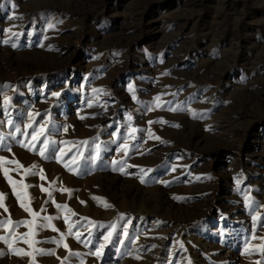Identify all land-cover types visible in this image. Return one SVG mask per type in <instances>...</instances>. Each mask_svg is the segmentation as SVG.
Returning <instances> with one entry per match:
<instances>
[{
    "label": "rangeland",
    "instance_id": "rangeland-1",
    "mask_svg": "<svg viewBox=\"0 0 264 264\" xmlns=\"http://www.w3.org/2000/svg\"><path fill=\"white\" fill-rule=\"evenodd\" d=\"M0 86V264H264V0H0Z\"/></svg>",
    "mask_w": 264,
    "mask_h": 264
},
{
    "label": "snow or ice",
    "instance_id": "snow-or-ice-1",
    "mask_svg": "<svg viewBox=\"0 0 264 264\" xmlns=\"http://www.w3.org/2000/svg\"><path fill=\"white\" fill-rule=\"evenodd\" d=\"M49 27H50V28H51V27H54V25H51V24H50ZM0 87H3V86H0ZM94 91H95V90H94ZM53 95H58V94H55V93H54ZM156 99L159 100V97H157ZM172 110H176V109H172ZM29 115H30V117H31V114H29ZM161 122H164V121H161ZM173 126H174V127H179V125H173ZM66 130H67V129H65V131H66ZM16 131L19 132L20 129L17 128ZM135 131H136V130L133 129V132H135ZM42 132H43V129H41V133H42ZM149 135L152 136L153 134H152V133H149ZM155 138H156V139H160L159 137H155ZM36 139H37V135H36L35 133H33V135H32V140L35 141ZM20 143H21V146H22V147H25V146H26V145H24L23 142H20ZM48 143H49V141H47V140L44 141L45 146H47ZM81 143H82V144H87L88 142H87V141H82ZM97 147H98V146H97ZM122 147H123L124 149H126V148H127V145H124V146H122ZM46 150H47L46 147L40 149V154H41V156H44V155H45ZM61 151H63V150H61ZM125 155H127V151H125ZM46 158H48V157H46ZM56 159L60 160L61 158H60V157H56ZM92 159H93V162H95V157H93ZM73 160H75V157H73ZM0 162H5V163H16V165H17V170H18L20 167H23L22 165L19 164L18 161H9V160H6V158H4V157H0ZM116 163H118V162H117V161H113V164H116ZM65 167H69V165H68V164H65ZM35 168H36V166L33 165V166H32V169H26L25 171H26L27 173H29V174L37 175L38 173L35 172V171H33V169H35ZM69 170L72 171L73 169L69 167ZM120 170L123 171V168H121ZM3 175H4V177L6 178V180L8 181V183L12 186V192H13L14 194H16L17 199H20L19 193H17V189H16V187H15V185H16V181L12 180V178L9 176V169H8V168H3ZM40 178H41V179H44V177H43L42 175L40 176ZM140 179H141V183H144V182H145L144 179H143V177H141ZM165 183H166V182H165ZM25 187H30V185H25ZM41 190H42V191H47V189H44L43 186H41ZM64 191H67V192H69V194H71V190H70V189H64ZM49 196L51 197V193H49ZM4 198H5V194H4V193H0V207H3V206H4V205L2 204V201L4 200ZM94 199H98V200H99L100 198H96V197H94ZM82 203H83V201H82ZM21 207H24V210H25L26 212H29L33 217L38 216V213L33 212L32 209H31L30 207H25L23 204H21ZM56 207H57V208H66L67 206H66V205H60V204H57ZM105 207H111V205H108V204L105 203ZM5 211H7V208H6V207H5ZM69 211H70V210H69ZM73 215H75V213H73ZM122 217H123V214H121V218H122ZM44 219H45L46 221H49V222H50V221L53 219V217H51V216H47V217H44ZM254 219H255V217H254ZM65 220H66V222H67V217L65 218ZM33 222H34V221H33ZM5 223H7V222H6V221H0V225H3V224H5ZM18 223L28 224L29 222H28V221H22V222H18ZM49 226H51L50 223H49V224L41 225V227H49ZM52 227H53V230H54V231H58V229H56L54 226H52ZM72 227H73V226H72L71 224H69V228H68V233H67V235H73ZM123 232H124V235H126V236L128 235L127 228H125V229L123 230ZM24 235L26 236V235H28V234L26 233V234H24ZM64 235H65L64 233H61V240H54V241H50V242H54V243H56V244L59 246V245L62 243V241H63V237H64ZM75 235H76V238L79 240V238H80V234H79V233H76ZM112 235H113V233H112L111 231H109L108 234H107L106 236H104L105 241L110 240L111 237H112ZM254 238H255V237H254ZM261 239H264V237H261ZM0 240H5V238H4V237H0ZM24 242H25V243H29L27 240H25ZM5 243L8 244V248H12V244H11V243H8L7 240H5ZM63 247H64L65 249H67V248H68V245H67L66 243H64V244H63ZM103 247H104V245H101V246H100V249H102ZM262 247H264V246H262ZM100 249H97L96 252L93 253V254L96 255V256H99V255L101 254ZM14 251H15V253H16L17 255H20L21 253H23V254H25V255H28V253H25L23 249L14 250ZM37 251H39L40 254H42V255H54V254H55L54 251H51V250H49V251H44V250L40 249V250H37ZM3 254H5V253H4L3 251H0V255H3ZM70 254H71V253H70ZM76 255H78V254H76ZM136 258L139 259V257H136ZM65 259H67V258H65ZM189 264H191V261H189ZM257 264H259V262H257Z\"/></svg>",
    "mask_w": 264,
    "mask_h": 264
}]
</instances>
